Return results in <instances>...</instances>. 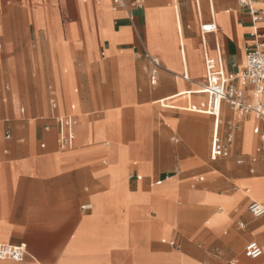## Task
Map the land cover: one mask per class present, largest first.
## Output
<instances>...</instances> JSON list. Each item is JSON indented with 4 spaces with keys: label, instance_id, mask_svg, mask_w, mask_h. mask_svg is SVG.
Segmentation results:
<instances>
[{
    "label": "crops",
    "instance_id": "0c3cea01",
    "mask_svg": "<svg viewBox=\"0 0 264 264\" xmlns=\"http://www.w3.org/2000/svg\"><path fill=\"white\" fill-rule=\"evenodd\" d=\"M102 2L110 11H98ZM257 7L264 10V0ZM129 14L131 20L113 11L111 0H0V50L6 52L0 56V230L3 244L25 248L21 262L0 264H62L75 252L93 203H105L111 193L107 166L116 164L120 147L131 161L147 164L145 176L134 164L127 168L122 187L131 196L118 218L137 231L148 257L223 264L204 255L207 247L222 258L264 264V217L246 210L254 200L264 207L251 189L264 193V122L222 103L225 155L212 160L214 119L189 110L207 103L199 90L208 69L225 76L244 70L246 49L264 43V18L252 24L237 0H144L142 10ZM210 22L216 31L202 33ZM150 58L159 63L154 85ZM3 81L14 87L7 100ZM250 92L245 89L247 100ZM13 97L23 106L19 115ZM65 116L75 122L74 140L61 150L56 118ZM229 127L235 130L227 144ZM100 158L109 163L99 165ZM160 161L178 162L182 175L162 171ZM156 182L176 199L162 196L159 203ZM208 195L230 207L220 237L206 225ZM161 212L175 224L168 243L177 241L178 250H161L168 244L159 238ZM245 242H256L262 256L246 258Z\"/></svg>",
    "mask_w": 264,
    "mask_h": 264
},
{
    "label": "rangeland",
    "instance_id": "374dc122",
    "mask_svg": "<svg viewBox=\"0 0 264 264\" xmlns=\"http://www.w3.org/2000/svg\"><path fill=\"white\" fill-rule=\"evenodd\" d=\"M97 8L100 13L103 9H105L106 11H110L109 4L106 2L98 4ZM177 40L178 44H182L184 46L183 37L182 41L178 37ZM4 53L6 54V52L1 49L0 56H4ZM2 84V89L4 95L6 96V100L8 99L9 94H11V97L15 95L14 87L11 83H9V81H3ZM3 98L4 96L1 97V99ZM14 99L16 100V111L19 115V110L23 106L21 104V101L20 103L17 102L16 97ZM20 99H22V97H20ZM125 149V147L118 148V159L116 164H109L107 166V171L112 177V190L109 197L107 196V200L105 201V203H103V205L102 203L99 204L96 201L93 203L92 213L90 217H85V220L87 221L86 223L81 225L78 231L75 252L69 253L68 257L64 259L62 264H199L194 260H177L172 258L170 259L169 257L166 258L164 256H162V258L160 259H151L143 252L144 249L142 247V244L140 243V235L132 226H130L129 221L119 220L118 217L121 214V209L127 205V199H129L131 196L126 191V189H123L122 187L126 181L127 168L130 165L134 164L139 169V176H145L149 174L148 171H145V166L147 164L144 161L139 160L131 161L126 155ZM103 161H106L107 164L109 163L106 158H100L97 163L101 165ZM204 162L205 161H198L197 166L203 165ZM157 164L162 171L168 172L169 175H182L176 166L178 162L160 161L157 162ZM209 164L215 165L216 163L209 162ZM130 174L131 172H129V175ZM256 175L259 176L260 174L258 173ZM201 177L202 176H199L197 180H199ZM258 181L260 180H256V182ZM251 189L256 198L264 203V193L255 186L251 187ZM153 191L159 193V203L163 200L162 196H165L172 201L176 199V196L171 195V193L164 195V193L161 192L163 191L162 184L158 187H153ZM204 202L208 205L204 210V215L207 216L206 225L209 231L214 234V236L220 237L227 227V215L230 207L227 203L221 201L220 198H217L213 195H208L205 198ZM216 206L219 207L215 209ZM218 209H221L220 213H217ZM109 216L112 217V219L108 222L107 220H109ZM159 217V238L161 241H168L170 240V232L173 230L175 224L170 218L166 217L163 212L159 214ZM104 220H106L107 222L104 223ZM197 220L198 216H193L188 224L189 227H195L197 224ZM260 220L263 221L264 218ZM172 241L174 242V245H169L170 243L165 244L161 248V250H178V242L174 240ZM0 243H6V241L4 240V233L1 230ZM205 248L206 250H203L204 255L212 258L217 257V259H220L221 261L223 259V264H231L235 259H238L235 256L222 258L219 250H216L215 248ZM109 249L112 251V253L108 256L107 253ZM104 253L107 255L104 256ZM196 256L200 257L199 253H197ZM201 264L212 263L210 261L202 260ZM238 264L245 263L240 260Z\"/></svg>",
    "mask_w": 264,
    "mask_h": 264
},
{
    "label": "built area",
    "instance_id": "2783aa9c",
    "mask_svg": "<svg viewBox=\"0 0 264 264\" xmlns=\"http://www.w3.org/2000/svg\"><path fill=\"white\" fill-rule=\"evenodd\" d=\"M97 1V0H95ZM262 0H237L238 7L248 13L252 24L261 22L264 18V10L257 7ZM86 2V0H82ZM113 11H125L129 14L131 10H142L144 0H111ZM202 33H214L216 25L214 22L204 24L200 27ZM154 68L151 72V84H155L156 70L159 63L156 59L150 58ZM250 87L249 100L246 99L245 89ZM199 93L207 98L206 105L200 108L191 106L189 110L197 114H205L213 117L214 124L210 139L211 159L215 160L225 155V146L222 144L220 136L218 116L222 103L238 116H250L255 120L264 122V43L258 42L245 51V68L242 72L225 76L221 70L206 74V83L199 90ZM58 127V147L67 150L72 147L74 140L75 122L71 116L56 118ZM235 127H229L224 137V141L230 144L233 139ZM9 138L8 135L5 136ZM161 182H156L160 185ZM89 206H82L81 210H89ZM247 212L253 218L264 217V207L257 202H250L246 207ZM261 247L256 242H249L244 247V255L250 260H257L262 256ZM25 256L24 246H12L0 243V261L18 263Z\"/></svg>",
    "mask_w": 264,
    "mask_h": 264
},
{
    "label": "bare ground",
    "instance_id": "6f19581e",
    "mask_svg": "<svg viewBox=\"0 0 264 264\" xmlns=\"http://www.w3.org/2000/svg\"><path fill=\"white\" fill-rule=\"evenodd\" d=\"M183 51H184V50H183ZM195 96H196V95H195ZM164 107H165V106H164ZM80 114H81V113H80ZM245 193H246V194H249L250 192H249V190H245ZM30 196H32V195H30ZM252 200H254V199H252ZM254 201H256V200H254ZM256 202H257V201H256ZM102 205H103V203H102ZM110 205H111V204H110ZM110 208H111V207H110ZM220 211H221V210H218L217 213H220ZM163 242H164V243H166V242L168 243V242H170V241L163 240ZM236 262H238V261H237V260H234L232 263L235 264Z\"/></svg>",
    "mask_w": 264,
    "mask_h": 264
}]
</instances>
